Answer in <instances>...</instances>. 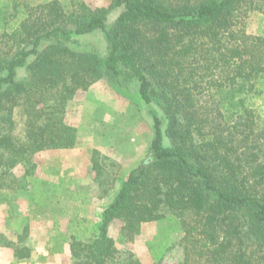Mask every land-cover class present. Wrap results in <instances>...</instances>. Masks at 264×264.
<instances>
[{"label":"trees","instance_id":"16d2710c","mask_svg":"<svg viewBox=\"0 0 264 264\" xmlns=\"http://www.w3.org/2000/svg\"><path fill=\"white\" fill-rule=\"evenodd\" d=\"M256 14L264 18V0H112L97 9L72 0L69 10L59 0H0V192L49 201L57 190L36 191L35 155L76 146L69 101L102 79L133 85L162 119L153 117L147 157L112 176L119 186L98 220L74 204L72 261L143 264L110 226L120 220L132 242L145 223L172 216L182 264H264V33L248 28ZM96 154L97 176L109 165L101 159L117 165ZM6 221L17 241L0 244L16 261L30 258L29 217L11 210Z\"/></svg>","mask_w":264,"mask_h":264},{"label":"rangeland","instance_id":"374dc122","mask_svg":"<svg viewBox=\"0 0 264 264\" xmlns=\"http://www.w3.org/2000/svg\"><path fill=\"white\" fill-rule=\"evenodd\" d=\"M26 1L36 3L44 0ZM59 1L65 9H70L72 0ZM83 1L97 9L107 7L112 0ZM248 21L251 32L256 33L261 28L264 33L263 17L256 14ZM99 38H92V41L98 42ZM67 108L70 120L78 125L80 144L77 148L73 147L74 149H51L35 155L38 166L36 180L39 183L36 191L43 192L48 189L52 193L57 190L55 196L38 205L33 203L31 194H22L15 190L5 192L9 195L6 197L9 199L7 204L15 199L16 209L26 213L30 220V233L25 243L33 247L35 253L34 258L25 260L26 264H75L68 243L72 233L69 226L75 211L74 204L82 205L86 210V219L94 222L98 220L103 207L112 199L119 186L120 178L113 182L112 176L126 175L147 157L146 138L153 131L154 115L160 116L156 107L146 105L140 100L133 85L120 88L107 79L94 83L87 91H80L69 101ZM122 111L124 112L121 113ZM162 121L164 124V119ZM113 127L117 129L114 130ZM101 131L103 133L100 134ZM97 132L99 137H96ZM95 141H118L123 147L128 143L131 146L119 157L120 162L110 157L117 163L114 167L110 161L101 159V162L109 165L101 176H97L92 163L97 156L94 155V150L97 149H91L93 144L96 145ZM100 154L104 155L101 152ZM15 172L21 174L22 167L18 166ZM68 190L85 194V202L82 203L81 199H64L60 193ZM4 201L5 198L0 196V231L5 229L3 223L7 222V212L10 211L5 207ZM64 208L67 209L66 214H62ZM122 226L120 220L114 221L109 229L110 235L120 249L132 250L143 264H182L183 252L178 244L182 231L172 216L145 223L141 234L132 242L126 241ZM5 232L9 236L13 235V231ZM5 251L0 253V261L8 264L13 252L9 253L8 248ZM20 263L24 264L18 261Z\"/></svg>","mask_w":264,"mask_h":264},{"label":"crops","instance_id":"0c3cea01","mask_svg":"<svg viewBox=\"0 0 264 264\" xmlns=\"http://www.w3.org/2000/svg\"><path fill=\"white\" fill-rule=\"evenodd\" d=\"M123 112H124V111H122L121 113H123ZM107 128H108V127H107ZM118 128H119V127H118ZM111 129H112V128H111ZM111 129H109V130H111ZM113 129L115 130V129H117V128H114V127H113ZM101 133H103V131H101L100 134H101ZM104 133H105V132H104ZM100 134L97 132L96 137H99ZM113 134H115V131H113ZM94 136H95V135H94ZM105 138H107V137L105 136ZM152 138H153V131H151V132L149 133L148 137L146 138V139H148V141H147V143H148V144H147V150L149 149V146H150V143H151V141H152ZM95 142H96V141H95ZM78 144H80L79 141H77V144H76L75 148H77ZM97 144H98V145H97ZM129 146H131V145L128 143V145H127L126 147H123V146H121V145L119 144L118 141H99V142L97 141V142H96V145L93 144V148H91V149H95V148H96V149L99 150L102 154H104V155H106V156H109V157H111V158H113V159L119 161V160H120L119 157L121 158V156H123L122 153H123L124 151H126L127 147L129 148ZM131 148H132V147H131ZM73 149H74V148H73ZM132 149H133V148H132ZM132 149H131V150H132ZM136 149H138V147H136ZM133 152H135V150H133ZM138 155H139V152H137V156H138ZM117 156H118V158H117ZM135 158H136V156H135ZM120 161H121V160H120ZM120 161H119V162H120ZM0 196L5 198V201H4L5 207H7L10 211H11L12 209H14V212H15V213L27 216L26 213H22V212L19 211V209H16V206H15V199H14L13 201H10L9 205L7 204V202L9 201V199H6V197L9 196L7 193H5V192H0ZM11 197H12V195H11ZM6 210H7V209H6ZM10 211H9V212H10ZM9 212H7V215H8ZM6 218H7V217H6ZM3 225L5 226V227H4L5 229L0 231V236H1V237H2V236H3V237H6L7 240H11V241L16 242V241H17V234H16V232H15L12 228H9V227H8L7 222H4ZM5 231H13V235H12V236H9L8 233H6ZM28 246L31 247L30 245H28ZM6 248L9 249V253L13 252V257H11V259L9 260V263H8V264H18V261L15 260V257H14V250H13L12 248L0 244V253H2V252H6V251H5ZM31 248H33V247H31ZM34 253H35L34 250H32L31 257H30V258L23 259V260H21V262H23L24 264H26L25 260L28 261V260H30L31 258H34ZM0 262H1V264H4L3 261H0ZM20 264H22V263H20Z\"/></svg>","mask_w":264,"mask_h":264}]
</instances>
